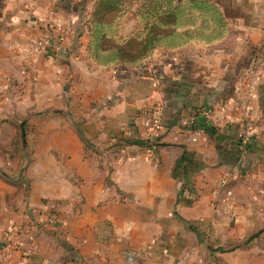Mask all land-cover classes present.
<instances>
[{"label":"crops","instance_id":"crops-1","mask_svg":"<svg viewBox=\"0 0 264 264\" xmlns=\"http://www.w3.org/2000/svg\"><path fill=\"white\" fill-rule=\"evenodd\" d=\"M96 1L0 0V228L19 242L10 264H128L126 249L137 264H264V0H212L220 37L159 48L135 68L92 57ZM46 33L52 43L29 54ZM247 105L257 133L240 151ZM151 108L165 124L157 145L118 146ZM196 111L215 134L191 121ZM52 212L58 223L40 224ZM30 218L39 225L27 236Z\"/></svg>","mask_w":264,"mask_h":264},{"label":"trees","instance_id":"trees-1","mask_svg":"<svg viewBox=\"0 0 264 264\" xmlns=\"http://www.w3.org/2000/svg\"><path fill=\"white\" fill-rule=\"evenodd\" d=\"M130 17L135 28L126 33L123 21ZM90 52L97 64L135 68L159 48H178L193 40L213 41L225 30V21L212 0H97L87 19ZM260 120L264 123V82L259 85ZM198 128L212 135L217 127L199 118ZM24 129H17L16 147H20ZM118 146H137L152 150L157 143L135 136L118 139Z\"/></svg>","mask_w":264,"mask_h":264},{"label":"built area","instance_id":"built-area-1","mask_svg":"<svg viewBox=\"0 0 264 264\" xmlns=\"http://www.w3.org/2000/svg\"><path fill=\"white\" fill-rule=\"evenodd\" d=\"M52 33H46L34 40H32L28 45V52L31 55H38L40 54L47 46H49L52 43ZM263 35H264V28H263ZM68 36V33L66 31H62L61 35L59 36L60 41H64L66 37ZM262 44L259 46L257 51L256 59H258L259 55V49L261 48ZM258 62V61H257ZM256 65V63L254 64ZM260 77H257L255 80L250 82V96L254 98L257 96L256 94V88L255 85H257L258 80ZM250 106L247 105L245 108L246 112L244 113V118L242 121L241 131L239 134L238 139V149L240 151H244L251 143L253 137L257 133V122L256 119L252 116L250 110ZM208 111L206 112L208 116ZM198 119L196 113L191 116V121L196 122ZM207 121L209 122V117L207 118ZM211 123V122H209ZM165 124L164 120L161 116V114L158 111V108H151L148 109L142 118V128L138 134H136V138H141L143 140H148L150 144L153 142L157 143V140L161 134V132L164 130ZM202 133H207L204 129L199 128ZM236 179V177L230 173L224 175L220 181L219 186L217 189V195L220 192H224L225 198L224 200H227L233 196V187H232V181ZM58 214L56 212H52L48 215V218L44 221H41L40 224L42 225H51L55 226L58 223ZM39 224H37L32 218L28 220L26 223L25 229L23 230L24 233L27 236H31L33 230H35L38 227ZM15 229L13 227H6V228H0V264H10L12 255L15 253V251L18 250L19 242L15 238ZM128 259L129 261L134 260V254L128 252Z\"/></svg>","mask_w":264,"mask_h":264},{"label":"rangeland","instance_id":"rangeland-1","mask_svg":"<svg viewBox=\"0 0 264 264\" xmlns=\"http://www.w3.org/2000/svg\"><path fill=\"white\" fill-rule=\"evenodd\" d=\"M124 23H125V28L126 29L131 28V20H129V19L126 18ZM63 214H66V213L63 212ZM128 252L134 254L135 257H134V260L133 261H129L128 255H127ZM124 256H125L126 261H127L128 264H137V256H136V254L133 251H131L129 249H126L125 252H124Z\"/></svg>","mask_w":264,"mask_h":264}]
</instances>
